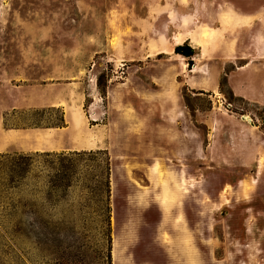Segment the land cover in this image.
I'll use <instances>...</instances> for the list:
<instances>
[{
    "label": "rangeland",
    "instance_id": "374dc122",
    "mask_svg": "<svg viewBox=\"0 0 264 264\" xmlns=\"http://www.w3.org/2000/svg\"><path fill=\"white\" fill-rule=\"evenodd\" d=\"M0 264H264V0H0Z\"/></svg>",
    "mask_w": 264,
    "mask_h": 264
},
{
    "label": "trees",
    "instance_id": "16d2710c",
    "mask_svg": "<svg viewBox=\"0 0 264 264\" xmlns=\"http://www.w3.org/2000/svg\"><path fill=\"white\" fill-rule=\"evenodd\" d=\"M174 52L177 54H181L184 57L192 58L197 53L193 48L189 46L188 42H184L183 44L177 45L174 48Z\"/></svg>",
    "mask_w": 264,
    "mask_h": 264
},
{
    "label": "crops",
    "instance_id": "0c3cea01",
    "mask_svg": "<svg viewBox=\"0 0 264 264\" xmlns=\"http://www.w3.org/2000/svg\"><path fill=\"white\" fill-rule=\"evenodd\" d=\"M183 22L181 21V20H179V22H176V24L179 26L180 24H182ZM189 25V30H191V31H193V27L191 26V24H188ZM177 32H179V33H181V34H184V32L182 31V29H180V26H179V29L176 31V32H174V34L175 33H177ZM193 33H195V31H193ZM184 42H188V43H193L192 42V39H191V37L189 36V35H185L184 36V38H183V40H182V42L180 43V44H183ZM177 43V42H176ZM179 44V45H180ZM178 44H173V51H174V48L177 46ZM198 47V53L199 54H201L202 53V49L199 47V46H197ZM171 53V52H170ZM191 71V70H190Z\"/></svg>",
    "mask_w": 264,
    "mask_h": 264
},
{
    "label": "bare ground",
    "instance_id": "6f19581e",
    "mask_svg": "<svg viewBox=\"0 0 264 264\" xmlns=\"http://www.w3.org/2000/svg\"><path fill=\"white\" fill-rule=\"evenodd\" d=\"M195 41V40H194ZM177 43H180V41L178 40ZM245 117V116H244ZM246 118V117H245Z\"/></svg>",
    "mask_w": 264,
    "mask_h": 264
}]
</instances>
